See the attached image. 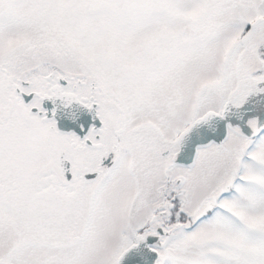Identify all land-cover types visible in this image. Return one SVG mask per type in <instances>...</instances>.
Returning <instances> with one entry per match:
<instances>
[{"label":"snow or ice","instance_id":"6c2138e0","mask_svg":"<svg viewBox=\"0 0 264 264\" xmlns=\"http://www.w3.org/2000/svg\"><path fill=\"white\" fill-rule=\"evenodd\" d=\"M0 264H264V0H0Z\"/></svg>","mask_w":264,"mask_h":264}]
</instances>
